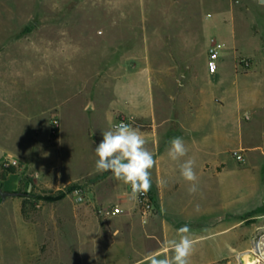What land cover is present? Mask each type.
Masks as SVG:
<instances>
[{
    "label": "rangeland",
    "instance_id": "obj_1",
    "mask_svg": "<svg viewBox=\"0 0 264 264\" xmlns=\"http://www.w3.org/2000/svg\"><path fill=\"white\" fill-rule=\"evenodd\" d=\"M252 4L206 0L205 10L204 0H0V159L13 152L23 160L0 161V171L5 162L16 161L19 167L18 189L17 176L0 181L2 191L19 193L5 200L0 194V249L13 253L18 264H83L75 256L81 237L95 235L96 220L104 225L125 214L102 218L96 208L103 204L92 196V184L106 192L114 180L110 172L95 169L102 131L131 115L130 124L139 128L137 115L123 105L126 93L137 103L140 93L150 101L176 89L197 93L204 78L206 85L217 86L222 57L212 71L210 43L219 45V33L233 22L229 10L250 11ZM241 57L256 59L243 50ZM140 76L145 81L139 82ZM65 98L62 113L51 111ZM53 119L61 123L55 137ZM245 133L246 148H264L257 131ZM225 146L232 152L223 154V167L241 172L242 191H228L230 197L236 194L227 201L235 207L220 210V222L206 224V233L226 230L209 237L208 244L234 249L218 264H240V255L252 250L260 252L254 258L264 264V157L247 152L241 162L233 155L240 150L231 142ZM74 184L86 193V202H78L76 189L61 201H45ZM25 200L28 218L22 213ZM81 209L88 213L85 229L76 224Z\"/></svg>",
    "mask_w": 264,
    "mask_h": 264
},
{
    "label": "crops",
    "instance_id": "obj_2",
    "mask_svg": "<svg viewBox=\"0 0 264 264\" xmlns=\"http://www.w3.org/2000/svg\"><path fill=\"white\" fill-rule=\"evenodd\" d=\"M248 1L253 3L254 9L246 12L229 10L233 22L219 33L222 60L217 86L206 85L204 78L202 88L197 93L189 89H176L169 96L168 93H161L159 98L151 101L140 93L137 103L129 91L126 93L123 105L128 112L137 115L139 129L147 141L146 147L156 161L150 170L149 190L156 204V213L149 218L143 217L136 198L131 194L130 185L124 186L112 175L110 178L114 180L110 187L107 186L106 192L99 184L93 183L92 196L98 203L117 204L125 210V214L104 220V225L96 220L98 227L95 235L91 234L86 240L81 237V249L75 252V256L83 264H146L151 255L171 256L168 241L178 239L177 229L184 225L190 228L194 242L190 264H218L234 252L232 247L229 251L222 243L218 244L222 247L208 244L209 236L226 230L206 233V224L220 222V210L235 207H229L226 203L235 195L228 196V191H242L241 180L237 182L241 172L223 167L226 165L223 154L232 152L226 151L225 144L233 143V149L242 151L244 156L249 152L264 157V148L260 144L246 148L248 136L245 130L257 131V136L264 138V4L261 0ZM244 18L249 20L243 29L240 25ZM204 29L206 34V17ZM248 43L253 44L252 52ZM241 50L245 56L256 58L247 73L237 70ZM143 81L144 77L140 76L139 82ZM66 105L67 98L60 104L55 103L51 111L59 109L62 113ZM227 129L238 130L239 133H228ZM173 137L183 138L189 149L188 155L181 161H172L167 155L169 141ZM10 157L23 161L13 152L0 161ZM189 157L195 159L198 176L199 191L193 195L188 193L190 185L183 180L179 171L180 163ZM11 176H17L14 185L18 189V173L9 175L6 181L1 182L7 183ZM87 216L83 209L77 214L76 224L81 229L86 227ZM88 244L90 248L87 250ZM3 251L0 249V259L3 255L10 259L0 260V264H18L17 259L13 260V253L8 255Z\"/></svg>",
    "mask_w": 264,
    "mask_h": 264
},
{
    "label": "clouds",
    "instance_id": "obj_3",
    "mask_svg": "<svg viewBox=\"0 0 264 264\" xmlns=\"http://www.w3.org/2000/svg\"><path fill=\"white\" fill-rule=\"evenodd\" d=\"M146 139L138 127L119 122L102 131V140L94 152L97 157V172H110L113 178L125 185H130L133 197L146 194L151 188V169L155 166L153 153L146 147ZM188 147L181 137L169 141L167 155L172 161H181L188 155ZM195 159L183 160L179 165L180 176L189 183L188 193L196 194L198 176L195 171ZM198 208V205H197ZM178 239L168 241L172 255L158 257L151 255L146 264H190L194 251V242L190 228L184 225L177 229Z\"/></svg>",
    "mask_w": 264,
    "mask_h": 264
},
{
    "label": "built area",
    "instance_id": "obj_4",
    "mask_svg": "<svg viewBox=\"0 0 264 264\" xmlns=\"http://www.w3.org/2000/svg\"><path fill=\"white\" fill-rule=\"evenodd\" d=\"M261 1L264 4V0ZM220 52H221L220 46L214 40H212L208 49V65L212 71L218 69L219 61L221 58ZM251 66H252L251 61L246 57H241L237 60V69L249 70L251 69ZM133 119H134L133 116L131 117L121 116L117 118L116 123L124 122L130 124L133 121ZM60 127H61V123L59 119H53L50 124V134L54 137L57 136L60 131ZM233 155L237 160L241 162L245 161V156L243 155L242 151H235ZM4 164L6 166L9 165L17 166L16 161L5 162ZM75 194L77 196V200L79 203H84L87 201L86 193L82 189H76ZM135 198L140 213L142 214L143 217L149 218L156 213V204L149 191L146 194L138 195ZM96 210L97 213L104 219L112 218L124 213V209L117 204L98 205ZM240 264H243L242 259H240Z\"/></svg>",
    "mask_w": 264,
    "mask_h": 264
},
{
    "label": "trees",
    "instance_id": "obj_5",
    "mask_svg": "<svg viewBox=\"0 0 264 264\" xmlns=\"http://www.w3.org/2000/svg\"><path fill=\"white\" fill-rule=\"evenodd\" d=\"M17 173H19V167L18 166H16V165L6 166L5 164H3L1 166V171H0V181H6L9 175L17 174ZM77 187H78V184H74V185L70 186L67 191H60L55 196H50V197L45 198V201L51 202V203L61 201L67 196L68 193L74 191ZM14 194H19V193H14ZM23 194H24L23 196H26V197L32 196L31 194H28V193H23ZM27 203H28L27 200L23 201V206H22V213L26 218H28V216H29V214L27 213V210H26Z\"/></svg>",
    "mask_w": 264,
    "mask_h": 264
},
{
    "label": "bare ground",
    "instance_id": "obj_6",
    "mask_svg": "<svg viewBox=\"0 0 264 264\" xmlns=\"http://www.w3.org/2000/svg\"><path fill=\"white\" fill-rule=\"evenodd\" d=\"M230 195V194H229ZM228 195V196H229ZM236 195V194H235ZM226 203H228V202H226ZM225 203V204H226ZM223 208V207H222ZM211 223V222H210ZM217 223V222H216ZM215 224V223H214ZM212 225H213V223H212ZM237 226V225H236ZM212 228V227H211ZM214 228V227H213ZM213 228H212V230H213ZM233 228V227H232ZM211 230V231H212ZM237 230V229H236ZM217 232V231H216ZM229 232V231H228ZM238 232V231H237ZM211 233V232H210ZM215 233V232H214ZM227 233V232H226ZM225 234V233H224ZM235 234V233H234ZM240 234V233H239ZM213 235V234H212ZM207 236V235H206ZM221 236V235H220ZM223 236V235H222ZM210 237V236H209ZM208 237V238H209ZM218 237V236H217ZM222 238V237H221ZM217 239V238H216ZM223 239L225 240L226 238H224V236H223ZM233 241V239L231 240V242ZM226 242H227V240H226ZM217 243V242H216ZM225 243V242H224ZM211 244V243H210ZM207 245V244H206ZM214 245V244H213ZM218 245V244H217ZM221 245V244H220ZM264 245V244H263ZM219 246V245H218ZM223 246V245H222ZM222 246H219V247H222ZM225 246H226V244H225ZM210 248V247H209ZM208 249V248H207ZM220 249V248H219ZM209 250V249H208ZM213 250H215L214 248H213ZM223 250H225L224 248H223ZM227 250V249H226ZM216 251H218V250H216ZM210 254V253H209ZM254 254H258V255H260V252L258 251V250H252V251H248L247 253H243V254H241L240 255V258L242 259V261H243V264H258V261H256L255 260V258H254ZM256 256V255H255ZM260 259V258H259ZM261 261L264 263V256L263 257H261ZM214 263V262H213Z\"/></svg>",
    "mask_w": 264,
    "mask_h": 264
},
{
    "label": "water",
    "instance_id": "obj_7",
    "mask_svg": "<svg viewBox=\"0 0 264 264\" xmlns=\"http://www.w3.org/2000/svg\"><path fill=\"white\" fill-rule=\"evenodd\" d=\"M0 194H1V196H2V198L5 200L7 197H9V196H12L13 195V193H10V192H4V191H2V189L0 188Z\"/></svg>",
    "mask_w": 264,
    "mask_h": 264
}]
</instances>
